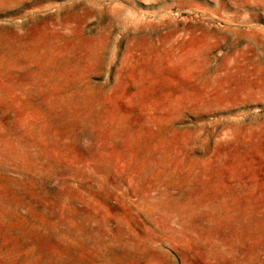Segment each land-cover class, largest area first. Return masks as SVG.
<instances>
[{
  "label": "rangeland",
  "instance_id": "rangeland-1",
  "mask_svg": "<svg viewBox=\"0 0 264 264\" xmlns=\"http://www.w3.org/2000/svg\"><path fill=\"white\" fill-rule=\"evenodd\" d=\"M0 264H264V0H0Z\"/></svg>",
  "mask_w": 264,
  "mask_h": 264
}]
</instances>
